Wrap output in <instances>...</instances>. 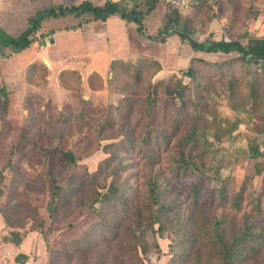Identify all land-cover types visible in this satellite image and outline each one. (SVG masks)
<instances>
[{
    "label": "rangeland",
    "instance_id": "1",
    "mask_svg": "<svg viewBox=\"0 0 264 264\" xmlns=\"http://www.w3.org/2000/svg\"><path fill=\"white\" fill-rule=\"evenodd\" d=\"M4 1L15 5V10H28L23 19L25 24L7 26L2 22L4 17L1 15L6 9H0V30L12 38L18 37L28 27L27 16H35L38 11L50 7L82 2L0 0V3ZM89 1L95 6L104 3L103 0ZM188 1V7L180 9L156 2L155 8L148 12L147 4H143L139 7L143 14L141 33H138L137 24L133 21L116 15L110 16L105 25L98 20L90 21L91 17L87 15L45 18L40 21L37 39L27 52L15 55L12 50L0 47V61H4V66L0 65V87L6 91L5 99L0 97L5 104L0 108V131L5 146L24 139L21 143L24 152L13 161L14 168L10 164L5 167L8 164L7 147H0V169H5L0 178H3L0 189L4 191L8 188L7 191H10L0 198V205L7 214L15 209L13 227H7L0 212V264H90L98 250L104 253L108 248L112 258L101 255L98 264L221 263L224 248L216 244L223 235L226 240L221 244H228L227 222L241 221L250 212V205L246 202L239 210L231 204V192L244 186V195L249 198L259 196L264 200V79L255 75V71H264V65H251L247 73L239 76L240 86L236 88L235 96L229 98L227 83L230 70L222 77L211 72L214 73V68L224 61L235 59L237 55L195 53L187 42H181L176 32L185 33L199 42L234 38L244 45L252 44L254 39H264V0ZM111 36L117 38L113 39L116 43L120 38L126 40V48L120 50L119 45L113 46ZM106 39L110 44L105 45ZM35 50L41 55L27 66V60L37 56L35 53L31 56ZM104 50L110 52L114 62L132 66L137 61L146 63L140 72V89L129 86L125 93L142 95V89L148 83L182 84L183 99H176V106L187 109L191 115L188 105L196 104L199 118L201 114L206 119V134L201 142L206 143L208 153L194 161L202 164L207 178L220 176L216 183L225 187L224 197L213 193L208 198L210 188L214 186L205 182L201 192L191 198L184 191V183L180 182L182 179L171 173L172 162L176 160L179 141L182 140V130L168 141L170 129L163 124L162 129L167 135L165 142L159 147L151 144L146 147L151 159L137 146L128 151L134 145L131 141L138 143L142 132L140 128L132 131L131 139L125 142L123 131H119L124 127L121 125L118 130L119 123H113L117 120L114 107L118 104V88L122 90L127 76L120 72L116 83L110 82L108 72L112 64L108 65L103 58H98ZM42 58L46 59L50 68ZM197 60H202L204 64H199ZM157 66L159 69L155 72ZM190 66L197 71L194 80L184 74ZM240 68L239 62H235L232 72ZM98 69L102 70V80L91 77ZM90 101L92 104L89 105ZM110 106L113 109L108 114L106 110ZM87 112L90 116L81 114ZM99 113L111 120L109 124L112 126L98 132L96 118ZM130 121H134L133 116H130ZM53 146L62 150L51 152ZM123 150L127 152L122 154ZM61 151L78 157L76 164L64 165L67 159L63 158ZM113 152L116 160L110 163ZM114 170L119 181L126 185V207L131 206L124 210L125 207H115L110 200L102 208L99 204L95 205L100 212L93 215L88 208L90 201L105 192L106 184L112 179L113 173L110 172ZM39 175L43 180L40 177L36 183L34 178ZM148 180H153L162 190L159 198H166L172 203V208L178 207L157 211L159 204H153ZM50 182L53 183L51 186ZM68 189L76 192L75 196L83 200V205L77 204L75 198L69 210L53 217L47 209L52 194H62V190ZM152 214L158 221L149 226ZM39 220L42 225H39ZM101 220L109 224L112 222V233L98 229V236H93L91 231L95 233ZM212 220L220 222V225L213 228L210 225ZM137 222L141 223L144 231L137 234L141 244L134 247L131 239L125 238L127 230ZM24 230L27 232L23 236L17 233ZM11 231L17 233L20 239L18 245L3 241L4 236L11 237ZM115 237H125L127 253L123 258L116 251L114 241H111ZM82 238H89L92 244V248L84 252V261L82 258L70 263L53 260L55 252L69 251L75 256L72 245ZM79 248L83 252L82 244ZM182 251L181 259L177 260L176 255ZM262 253L259 261L263 258Z\"/></svg>",
    "mask_w": 264,
    "mask_h": 264
},
{
    "label": "trees",
    "instance_id": "2",
    "mask_svg": "<svg viewBox=\"0 0 264 264\" xmlns=\"http://www.w3.org/2000/svg\"><path fill=\"white\" fill-rule=\"evenodd\" d=\"M91 1H82L79 4H71L69 6L65 5H58L56 7H50L48 9H45L44 11H38L35 16L31 17L29 19V25L28 27L16 38L9 37L2 33L0 30V47L3 49H10L13 53H19L24 51L25 49L29 48L35 41H36V35L40 28V21L45 18H54L59 19L63 17H73V18H79L81 15H87L90 16V21L98 20L100 22H105L110 16L116 15L119 18L127 21H133L135 24H137V31L138 33H141L143 30L142 27V13L139 10V7H141L143 4H147V12L152 11L155 8L156 2H147V3H141L134 5L131 9H127L124 6H118L113 5L108 2H104L101 6H95L90 3ZM176 34L179 36L181 42H187V45L191 48V50L195 53L203 52L207 54H224L228 55L231 53L236 54L235 59L224 61L221 65H218L216 68H214V73L217 77H222L224 73L228 70L229 72V79H228V90L229 93L227 94L229 98L235 96V90L240 86V82L238 80V77L241 75H244V73H247L248 69H250L251 65H258L262 64L264 65V39H254L252 44L244 45L242 42L235 40L234 38H231L229 40H209V41H195L194 39L187 36L185 33L176 32ZM199 64H204L202 60H197ZM235 62H239L240 68L238 71L232 72V69L235 68ZM111 69L110 73V82L116 83V79L120 76V72H123L127 76L126 83L121 87L118 88V101L117 105L114 107L115 109V118L117 120H113V123H119L118 130L120 126L122 125L124 129H120L119 131H123L122 135H125V142H128L129 139H131V132L137 131V129H141L140 139L138 143L134 140L131 142L134 144L131 146V148L128 150H134L136 149V146L147 155L149 159L150 156L147 153V145L151 144L154 147H159V144L162 142H165V139L167 135L164 133L165 131L162 129V125H166L167 129H170L168 132V141L172 140V137L178 133V131L182 130V140L180 139L179 145H178V151L176 152V160H174L172 163L174 165L173 170H171V173L179 179H182L180 182L184 183V191L188 192V195H191V198L196 197L201 192L202 185L206 182L214 187L210 188V191L208 193V198L212 197L213 193L217 195L220 194L223 196V192L225 191L222 184L216 183L221 178L219 175H216L214 178H207L204 174V169L201 163H195V159H202L207 155V146L204 141L201 142L203 137L206 134V127L204 125V122L206 121L205 117H203L200 114V118L198 114L200 111L197 109V105L193 104L188 105L189 109L192 111V114L190 115L189 112H187V109H182L176 106L175 100L176 99H183V87L181 83H168V84H150L148 83L147 86H145L142 91L143 94L139 95L137 92H130L125 93V91L128 89L129 86L135 87L140 89L141 87V68L142 66L146 65V63H138L135 66H132L127 63L122 62H112L111 63ZM209 67H211L210 64H208ZM245 66L246 68H243ZM159 66L155 68V72L158 71ZM184 74L189 77L191 80H194L197 75L196 69H193L191 66L187 69V71L184 72ZM255 75L260 76L264 79V71L259 72L255 71ZM91 77H96L98 79L102 78L99 74L94 73ZM216 77V76H215ZM216 77V79H217ZM218 80V79H217ZM257 82V81H256ZM104 83V87H105ZM253 88V87H251ZM239 91V90H238ZM6 91L4 88L0 87V97L5 99ZM256 96V95H254ZM92 104V102H89V105ZM5 104L0 101V108H2ZM113 109L112 106L109 107V110H106L108 114H110V111ZM101 111H104L103 109ZM90 112V110L88 111ZM81 113L85 116H90L89 113ZM187 112V113H186ZM60 116H62V113H59ZM83 115H81L83 117ZM99 117L96 119V126L98 127V132L105 128L111 127L112 124H109L111 120L105 119V116L99 113ZM130 116H133L134 121H130ZM202 120V122H200ZM63 122V120H62ZM189 122V124H188ZM133 126V129L131 127ZM2 132L0 131V147L5 148L7 147L6 153L8 154V157L6 155L8 164L5 165L7 168L8 165L13 167V161L15 159L22 155L24 152V145L21 144L24 140L23 138H20L19 140H16L9 146H5L4 142L5 139L4 136L2 137ZM2 137V138H1ZM134 139H136L134 137ZM216 142H219L220 140H216ZM131 142L129 144H131ZM208 145V143H207ZM39 147H43L40 145ZM137 148V149H138ZM53 151L51 152H57L59 150H62L61 148L57 146L52 147ZM138 149V151H139ZM185 150V151H184ZM46 152V150H45ZM64 155L63 158L67 159L66 163L64 165H74L76 164V158L72 153L70 152H63ZM127 150H123L122 154L126 153ZM197 153V154H194ZM211 158H214V155H211ZM114 160H116L115 153L113 152L111 154L110 163H113ZM61 164V162H59ZM14 168V167H13ZM5 169H0V178L1 175H3ZM112 175L111 181L106 184L105 192H103L100 197H94L90 202L91 204L88 206V208L91 209L90 213L93 215H96L99 211L98 207L96 208L95 205L99 204L102 208L104 204L112 200L115 207L122 206L125 207L124 210H127L130 206L126 207L128 203L125 200L124 197V191H125V183L122 181H119V177H117L116 171L114 170ZM38 175V174H37ZM41 176L35 177V182H38V179ZM42 178V177H41ZM3 179V178H2ZM0 179V181L2 180ZM185 181H184V180ZM43 180V178H42ZM45 183L44 181H42ZM53 183L50 182V186ZM148 191L149 195L153 201V204H159V210L157 211H163V210H172L173 208H177V206L172 208V203L169 201H166V198H159L160 193H162L161 189L158 185L155 184L153 180H148ZM216 185V186H215ZM54 187V186H53ZM236 188V187H235ZM244 186H241L239 189H235L231 192V204L233 206H236V208L239 210L242 208V204L246 202L247 205H250V212H248V215L243 216L241 221H237L236 219L234 221L227 222V231L229 233V242L228 244H221L224 240V235L218 238V244L216 246H219L221 248H224V252L222 255V260L220 264H264V200L261 199L259 196L256 197H250L244 195ZM10 189V188H9ZM213 189V190H212ZM5 189L2 191L0 189V198L4 195H7L10 193V191H7ZM11 190H13L11 188ZM62 194H52V198H50L51 202L47 205L48 211L52 214L54 217L56 214L58 215L59 212H62L64 210H69L70 207H72L74 202V199L77 198L76 203L83 205V200L79 199L77 196H75L76 192L72 191L70 189L68 190H62ZM165 193V192H163ZM224 197V196H223ZM221 197V199L223 198ZM3 201V200H2ZM161 201V203H160ZM4 202V201H3ZM1 203V202H0ZM26 203H29V199H26ZM262 205V206H261ZM5 208H7V203H5ZM12 207V206H11ZM14 207V206H13ZM32 208V207H31ZM31 210V209H30ZM150 210V208H149ZM148 210V211H149ZM0 212H2L3 215V221L7 223V227L10 225L11 227L14 226V219H15V209L14 211L7 214V212L4 210V207L0 205ZM100 212V211H99ZM13 213V214H12ZM49 213V214H50ZM107 214V211L105 212ZM179 217V216H177ZM122 218V215H121ZM156 218V215L152 214V216H149V226H152L154 223H156L158 220ZM44 222V220H43ZM98 222V221H97ZM161 222V221H160ZM39 225H42V221L39 220ZM37 223V224H38ZM132 223V222H130ZM119 224V223H118ZM141 223L137 222V224L134 225L132 229L127 230V238L134 244V247H137L141 244V238L138 235L142 234L144 231L143 228H141ZM38 225V226H39ZM98 228L93 233L91 230L93 228V225L91 227V233L93 236H98L97 231L98 229L100 231L104 230H110V234L112 233V222L109 224L107 222H103V220L99 221L97 223ZM210 225L213 228H217L220 225V222L218 221H210ZM96 226V223H95ZM34 228V227H33ZM31 228V229H33ZM27 230H24L22 232H17L20 236L25 235ZM89 232V231H88ZM17 233L14 231H11V237L4 236L5 242H11L15 245H18L20 242V239L17 236ZM112 238L111 241L115 244L116 251L119 253L120 257H124L127 253L126 251V242L124 238ZM77 243L72 245V249L74 250L75 256L71 255V252H55L53 253V260L58 263V260H64V261H79V259H86V256H84V252L88 251L91 247V242L89 238H82L78 239ZM82 244L83 252L79 248V246ZM78 246V247H77ZM92 248V247H91ZM106 250V249H105ZM263 255V258L261 261H259V256ZM93 254V251L91 252ZM110 252L109 248L104 253L101 252V250H98L96 254H94V260L90 264H98V261L101 259V255H103L104 258H112V255H109ZM183 255V251L181 254L176 255L177 260L181 259ZM84 257V258H83ZM102 257V258H103ZM114 258V257H113ZM104 260V259H103ZM69 262V263H70ZM106 262V260H104Z\"/></svg>",
    "mask_w": 264,
    "mask_h": 264
},
{
    "label": "crops",
    "instance_id": "3",
    "mask_svg": "<svg viewBox=\"0 0 264 264\" xmlns=\"http://www.w3.org/2000/svg\"><path fill=\"white\" fill-rule=\"evenodd\" d=\"M7 1H9V0H7ZM16 1H25V0H16ZM79 3H81V2H78L77 4H79ZM72 4H74V3H72ZM71 5V4H70ZM13 7H16L15 5H12V3H9V2H3V3H0V9L1 8H4V9H6V10H4V14L2 13L1 15L4 17V19H3V21L2 22H4L7 26H15V25H20V24H25V22H23V19H24V15L26 14V11H28L27 10V8L24 10V11H21V10H15V9H13ZM24 8V7H23ZM20 9V8H19ZM31 17H33V16H27L26 17V19L28 20V22L26 23V25L28 24L29 25V19L31 18ZM103 23V22H102ZM106 24V21H105V23L103 24V25H105ZM27 25V26H28ZM26 27V26H25ZM38 33H39V31H38ZM38 33H37V35H38ZM36 35V36H37ZM91 35H93V33H91ZM124 35V34H123ZM106 36H104V38H105ZM120 38V37H119ZM37 39V38H36ZM113 39H116L117 40V38H113L112 36H111V40H113ZM119 40V43H116V41H114L113 40V42H111V44L113 45V46H117V45H119V47L120 48H122V49H120V50H123L124 48H126L125 47V45H127V41L125 40H123V39H118ZM35 43V42H34ZM33 43V44H34ZM32 44V45H33ZM106 44H110V41L109 40H105V45ZM31 45V46H32ZM29 47V48H27V49H25L23 52L25 53V52H27L29 49H31L32 47ZM96 46V45H95ZM44 46H42V48H43ZM105 52H101L100 53V56L98 57L99 59H102L103 58V60H105V61H107L108 62V65L109 64H111L112 62H114L115 61V58L114 57H112V55H110V52H107L106 50H104ZM118 52H120V51H117V53ZM20 53V52H19ZM37 54V56H33V54ZM39 51L38 50H35V51H32V55L31 56H33L32 57V59H28L27 60V66L29 65V64H31L30 62L31 61H33V59H35L36 57H38V56H40L41 54L39 53ZM106 54V55H105ZM15 55H16V53H15ZM48 58V57H47ZM42 60H43V62L47 65V62H46V59H44V58H42ZM3 62L4 61H0V65H2L3 64ZM3 66H4V64H3ZM49 68H50V66L49 65H47ZM0 71H1V68H0ZM100 71H102V70H100V69H98L97 71H95V73H97V74H99L100 75V77L102 78V74H101V72ZM104 71V70H103ZM105 74H106V71L104 72Z\"/></svg>",
    "mask_w": 264,
    "mask_h": 264
},
{
    "label": "built area",
    "instance_id": "4",
    "mask_svg": "<svg viewBox=\"0 0 264 264\" xmlns=\"http://www.w3.org/2000/svg\"><path fill=\"white\" fill-rule=\"evenodd\" d=\"M89 1V0H81ZM104 2L111 3L113 5L124 6L127 9H131L136 4L147 3V2H158L172 8H187L189 5L188 0H103Z\"/></svg>",
    "mask_w": 264,
    "mask_h": 264
},
{
    "label": "water",
    "instance_id": "5",
    "mask_svg": "<svg viewBox=\"0 0 264 264\" xmlns=\"http://www.w3.org/2000/svg\"><path fill=\"white\" fill-rule=\"evenodd\" d=\"M50 42H52V39H50Z\"/></svg>",
    "mask_w": 264,
    "mask_h": 264
}]
</instances>
